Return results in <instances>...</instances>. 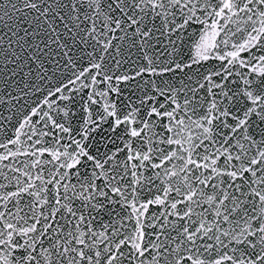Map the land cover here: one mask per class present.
<instances>
[{
	"label": "snow or ice",
	"instance_id": "1",
	"mask_svg": "<svg viewBox=\"0 0 264 264\" xmlns=\"http://www.w3.org/2000/svg\"><path fill=\"white\" fill-rule=\"evenodd\" d=\"M0 264H264V0H0Z\"/></svg>",
	"mask_w": 264,
	"mask_h": 264
}]
</instances>
